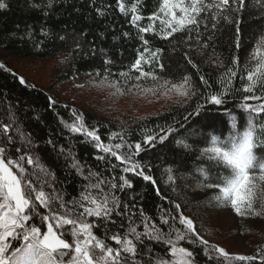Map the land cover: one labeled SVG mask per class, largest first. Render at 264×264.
<instances>
[{"label":"trees","instance_id":"obj_1","mask_svg":"<svg viewBox=\"0 0 264 264\" xmlns=\"http://www.w3.org/2000/svg\"><path fill=\"white\" fill-rule=\"evenodd\" d=\"M0 2L6 5L0 9V65H4L0 68V124L13 123L14 118L13 131L10 132L15 140L13 151L16 147H24L15 132L19 127L32 142L30 149L25 147L24 150H30L55 173L57 187L65 189L69 199L84 183L75 169L69 167L72 157L68 153L71 152L85 169V174L91 169L105 178L116 177L117 181L120 175H125L133 187L116 195L125 203L135 205L137 214L143 210L157 224L162 216L178 217L175 204H179L183 215L192 219L199 235L210 245L233 256L256 255L258 248H264V215L241 217L231 207L218 205L213 199L218 189L205 186L217 182L215 172H211L212 179L205 180L199 171L200 168L210 170L213 167L207 160L198 159L200 150L206 146L205 138L228 134L229 117L224 114V109L231 110L241 124L247 119V114L237 107L245 95L242 91H235L242 86L240 79L233 81L234 90L224 106L208 104L199 116H189V113H194L197 103L204 102L201 96L221 90L218 79L232 65L233 57H239V65L243 67L248 53L264 35V0H246L242 11H229L231 23L221 20L213 29L215 21L202 19L199 36L196 30L185 31L169 40H162L154 33H139L130 23L131 13L122 14L116 0ZM124 2L126 7H130L133 0ZM158 6V0H140L138 11L144 17L138 22L140 26L146 27L150 23L147 17ZM237 28L239 49L236 46ZM141 35L149 41V49L160 50V63L164 65L163 69L155 63L145 65V70L174 83L188 76L200 95L185 104L178 96L171 97L162 91H127L128 85L123 84L119 74L129 71L143 51L145 45ZM188 58L196 67L188 63ZM216 58L223 62L224 67L213 63ZM105 60L111 63L105 64ZM14 61L56 62L59 72L49 85H43L17 71L11 64ZM105 69L109 71L110 80L121 81L126 93H143L147 97L141 99H157L154 109L144 113L136 110L103 111L87 104H74L55 90L56 86L73 77H86L98 83L105 75ZM135 75L138 73L133 72L132 76ZM201 76L207 83L201 82ZM21 78L26 83L21 84ZM141 83L144 88L152 87L151 81ZM74 113L82 114L85 125L90 130L95 129L105 145L123 143L125 147L121 153L128 151V145H132L134 150L135 144L140 143L143 150L135 159L144 165L145 174L155 180V185L133 173H124L123 166L113 170V165L119 161L97 150L95 142L85 136L71 133L65 125L75 121ZM169 127L175 131L162 143L157 139L153 145L144 144L146 136L163 135L161 129ZM113 133H119L123 140L119 137L110 139ZM185 144L188 147H184ZM258 155H264V151H258ZM99 156L105 159H97ZM169 168L173 181H168L166 169ZM157 190L160 195H157ZM216 215L220 216L216 219ZM175 226L183 228L178 219ZM162 227L168 231V226ZM97 234L102 235L103 228L98 229ZM236 242L243 244L241 249L235 247ZM184 246L194 252L195 264H241L225 260L216 253H212V259H209L204 246L198 243L195 246L185 243ZM156 248L157 251L163 250L159 246Z\"/></svg>","mask_w":264,"mask_h":264},{"label":"snow or ice","instance_id":"obj_2","mask_svg":"<svg viewBox=\"0 0 264 264\" xmlns=\"http://www.w3.org/2000/svg\"><path fill=\"white\" fill-rule=\"evenodd\" d=\"M116 2L122 14L131 13L130 23L139 33H154L162 40L193 30L199 36L202 19L215 21L212 25L215 29L221 20L232 22L229 11L240 12L246 6V0H158L157 10L147 17L150 23L142 27L138 23L144 19L138 11L140 0H133L130 7H126L124 0ZM5 6L0 2V9ZM141 40L145 45L143 51L129 71L119 74L123 84L128 85L127 91L175 93L185 104L200 95L188 76L174 83L145 70V65L155 63L161 69L164 65L160 63V50L149 49V41L143 35ZM239 40L237 28V49L240 47ZM109 63L111 61L105 60V64ZM188 63L192 64L190 58ZM213 63L224 67L219 58ZM192 66L196 67L195 64ZM3 67L0 65V68ZM133 72L138 75L133 77ZM96 75L100 77V73ZM109 75L108 69H105L98 85L112 88L114 94H123L125 88L121 81L110 80ZM237 78L242 86L235 91L245 93L237 107L247 114V119L241 124L231 110L224 109V114L229 117L228 134L205 138L206 146L200 150L198 159L207 160L213 167L210 170L200 168L199 171L205 180L212 179L211 172H215L217 182L205 186L218 189L213 198L218 205L231 207L241 217H257L264 215V155H258V151H264V35L248 53L243 67L239 65V57H233L232 65L218 79L221 90L201 96L204 102L197 103L194 113H189V116H199L208 104L224 106ZM132 80L135 83L129 84ZM200 80L207 83L203 76ZM142 81H151L152 87L144 88ZM20 83L26 82L21 78ZM13 125L14 118L13 123L0 124V264H195L194 252L185 247V243L203 245L209 259H212V253H216L225 260L241 264H264V248H258L256 255L233 256L222 248L210 245L199 235L192 219L183 215L179 204H175L178 217L162 216L159 224L146 216L143 210L137 214L135 205L125 203L116 195L133 187L125 175H120L117 181L116 177L105 178L91 169L85 174V169L71 152L68 153L72 157L69 167L75 169L84 183L69 199L67 191L57 187L55 173L30 150H24L25 147L30 149L32 142L19 127L15 128V132L24 147L12 150L15 144L10 135ZM65 127L71 133L95 142L97 150L119 161V164L113 165V170L123 166L124 173H133L155 185V180L145 174L144 165L135 159L143 150L140 143L135 144L134 150L132 145H128V151L121 153L125 145L102 143L96 130H90L85 125L82 114L76 115L75 121ZM173 131L175 129L171 127L161 129L163 135H148L144 144L153 145L157 139L162 143ZM116 137L123 140L119 133H113L110 139ZM166 171L169 173L168 181H173L172 170L169 168ZM157 195H160L159 190ZM177 219L183 228L175 226ZM170 221L173 223L170 224ZM162 226H168V231H164ZM141 227L142 230H138ZM101 228L103 234L98 235L97 230ZM156 246L163 250L157 251Z\"/></svg>","mask_w":264,"mask_h":264},{"label":"rangeland","instance_id":"obj_3","mask_svg":"<svg viewBox=\"0 0 264 264\" xmlns=\"http://www.w3.org/2000/svg\"><path fill=\"white\" fill-rule=\"evenodd\" d=\"M12 66L21 74L28 76L43 85H49L51 80L59 72L56 62H28L14 61ZM70 102L80 105L87 104L92 108L107 110L112 112H132L136 110L144 113L154 109L157 99L147 97L146 94L126 93L114 94V90L107 86H99L98 83L88 80L86 77H73L68 82H64L55 87ZM171 97H176L175 93H169ZM220 215H216L219 217ZM243 244L236 242L235 247L242 248ZM234 248V249H236Z\"/></svg>","mask_w":264,"mask_h":264}]
</instances>
